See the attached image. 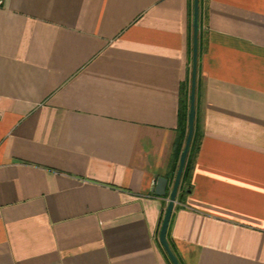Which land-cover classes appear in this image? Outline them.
<instances>
[{
    "label": "crops",
    "instance_id": "0c3cea01",
    "mask_svg": "<svg viewBox=\"0 0 264 264\" xmlns=\"http://www.w3.org/2000/svg\"><path fill=\"white\" fill-rule=\"evenodd\" d=\"M202 4L200 141L166 237L180 264H264V0ZM192 14L193 0L3 1L0 264H171L159 231Z\"/></svg>",
    "mask_w": 264,
    "mask_h": 264
},
{
    "label": "water",
    "instance_id": "95a60500",
    "mask_svg": "<svg viewBox=\"0 0 264 264\" xmlns=\"http://www.w3.org/2000/svg\"><path fill=\"white\" fill-rule=\"evenodd\" d=\"M198 33H199V0H193L192 14V58H191V80L189 93V111H188V126L184 145L179 157L177 170L169 191L168 202L162 219L159 242L169 258L171 264H180L172 248L169 245L166 234L169 225V220L176 202L179 191L183 170L186 164L190 145L193 138L195 128V106H196V87H197V71H198ZM155 186L153 193L158 197H164L168 193L169 178L164 176L155 177Z\"/></svg>",
    "mask_w": 264,
    "mask_h": 264
},
{
    "label": "trees",
    "instance_id": "16d2710c",
    "mask_svg": "<svg viewBox=\"0 0 264 264\" xmlns=\"http://www.w3.org/2000/svg\"><path fill=\"white\" fill-rule=\"evenodd\" d=\"M201 4H202V0H199V20L201 19ZM188 97L186 98V100L182 101L181 104V112H180V122H179V127L181 128L182 131V142H181V150L183 148L184 145V141L186 138V134H187V126H188V111H189V104H188ZM199 141H200V135L198 132V128L196 126L195 123V128H194V133H193V138H192V142L190 145V149H189V153L187 156V160H186V164L183 170V174H182V178H181V183H180V187L179 190L181 191V195L183 194V188L184 185L186 183H189L190 177H191V172L193 169V163H194V159L198 150V146H199ZM181 154V153H178ZM179 157L177 158V161L179 162ZM178 166V165H177ZM177 170V169H176ZM176 173V172H175ZM166 255V253H165ZM167 257V255H166ZM167 259L169 260V258L167 257ZM170 262V260H169Z\"/></svg>",
    "mask_w": 264,
    "mask_h": 264
},
{
    "label": "built area",
    "instance_id": "2783aa9c",
    "mask_svg": "<svg viewBox=\"0 0 264 264\" xmlns=\"http://www.w3.org/2000/svg\"><path fill=\"white\" fill-rule=\"evenodd\" d=\"M3 1L4 0H0V6L3 4ZM0 119H2V113H1V111H0Z\"/></svg>",
    "mask_w": 264,
    "mask_h": 264
},
{
    "label": "rangeland",
    "instance_id": "374dc122",
    "mask_svg": "<svg viewBox=\"0 0 264 264\" xmlns=\"http://www.w3.org/2000/svg\"><path fill=\"white\" fill-rule=\"evenodd\" d=\"M202 11H203V4H202ZM204 20V17H203V12H202V14H201V21H203Z\"/></svg>",
    "mask_w": 264,
    "mask_h": 264
}]
</instances>
